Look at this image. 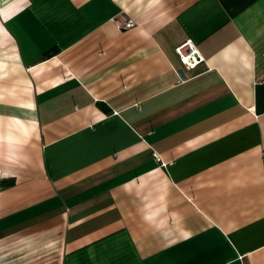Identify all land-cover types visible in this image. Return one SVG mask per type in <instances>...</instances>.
I'll list each match as a JSON object with an SVG mask.
<instances>
[{
	"label": "crops",
	"instance_id": "obj_1",
	"mask_svg": "<svg viewBox=\"0 0 264 264\" xmlns=\"http://www.w3.org/2000/svg\"><path fill=\"white\" fill-rule=\"evenodd\" d=\"M0 264H264V0H0Z\"/></svg>",
	"mask_w": 264,
	"mask_h": 264
},
{
	"label": "built area",
	"instance_id": "obj_2",
	"mask_svg": "<svg viewBox=\"0 0 264 264\" xmlns=\"http://www.w3.org/2000/svg\"><path fill=\"white\" fill-rule=\"evenodd\" d=\"M114 23L120 30L133 28L137 24L135 20L126 15L118 16L114 19ZM176 51L187 68H193L203 61V58L192 41L183 43L177 47Z\"/></svg>",
	"mask_w": 264,
	"mask_h": 264
}]
</instances>
